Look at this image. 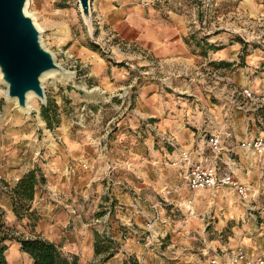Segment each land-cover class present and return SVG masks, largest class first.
Returning a JSON list of instances; mask_svg holds the SVG:
<instances>
[{
  "label": "rangeland",
  "instance_id": "1",
  "mask_svg": "<svg viewBox=\"0 0 264 264\" xmlns=\"http://www.w3.org/2000/svg\"><path fill=\"white\" fill-rule=\"evenodd\" d=\"M90 1V16L85 19L78 0H26L25 12L38 27L43 45L54 55L58 65L70 71L68 79L54 72L45 75L41 82L46 97L44 104L33 96L27 100L29 112L18 110L14 101L8 99L0 76V209L14 236L36 233L38 220L35 218L46 211L44 207L58 208L48 192V182L57 180L56 175L65 170V161H68V169L73 166L72 156L86 161L100 159L98 147L107 144L113 136L114 117L126 107V100L118 101L89 77L94 57L132 70L135 84L143 80V76H158L161 70L162 65L154 59L150 60V69L145 71L133 65L136 59L132 54L140 51L119 34L118 25L124 18L116 14L120 7L135 6L140 12L153 13L180 24L185 42L195 55V69H215L203 55L207 58L208 54L221 53L228 44L238 45L237 59L248 68L244 76L255 84L252 99L255 120L250 121L244 137L246 140L264 137V95L261 92L264 83L255 81L264 78V62L259 60L261 55L264 57V0ZM253 57L258 60L256 64L251 62ZM121 95L127 99L131 89L123 88ZM48 104L50 125L42 114V108ZM70 143L76 145L74 154L69 153ZM232 159L235 162L233 179L247 187L246 198L230 185L219 187L218 193L198 190L197 198L205 202L193 207V211L188 210L192 213L190 223L184 222L183 216L174 210L167 222L166 214L162 220L154 215L145 227L118 224L117 229H113L112 223H116L111 222L109 206L98 215L87 214L83 219L90 223L89 234L93 231L104 239L95 236L102 252L96 262L92 259L85 264H124L134 260L138 264H177L188 252L184 249L187 244L180 242L186 238L192 250H196L191 252L198 251L201 260L234 250L238 247L233 246L237 237L246 231L244 224L252 221L261 226L264 150L258 154L245 149L244 161L236 167L238 172H235L236 159L234 156ZM34 168L44 177L35 191L37 199L42 197V204L32 207L33 198L28 203L26 216L18 219L12 210L10 193L17 180ZM208 201H211L209 211L204 208ZM155 220L158 224H154ZM228 242L231 247H227ZM5 255L10 264L31 261L13 238L7 241Z\"/></svg>",
  "mask_w": 264,
  "mask_h": 264
},
{
  "label": "crops",
  "instance_id": "2",
  "mask_svg": "<svg viewBox=\"0 0 264 264\" xmlns=\"http://www.w3.org/2000/svg\"><path fill=\"white\" fill-rule=\"evenodd\" d=\"M135 8L120 7L116 12L124 15L119 34L140 51L132 54L134 66L145 71L154 59L162 65L161 70L158 76H143L135 84L132 70L94 57L89 77L118 101L126 100V107L114 117L113 136L98 147L100 159L72 156L73 166L68 169L65 161V170L56 175L57 180L48 182V192L58 208L45 206L35 226L36 234L76 256L78 264L96 262L100 255L94 252L95 234H89L87 228L90 223L83 218L90 213L98 215L107 206L111 222L116 223H112L113 229L118 224L145 227L155 216L162 220L164 214L167 222L174 210L184 222H192L188 210L205 201L187 187L186 165L178 162L179 153L187 151L191 161L204 160L210 166H223L234 156L238 172L236 167L242 165L245 155L239 144L246 141L249 123L255 120L254 101L241 93L245 87L254 91L255 84L244 76L248 68L237 59L238 45L228 44L221 53L208 54V59L203 55L215 69H195V55L185 42L181 25ZM259 60L264 62V57ZM251 62L258 60L253 57ZM258 80L264 83V78ZM127 87L131 95L126 99L121 91ZM261 92L264 95V88ZM214 135L221 139L217 153L208 143ZM75 148L70 143L69 153H76ZM211 192L218 193V189ZM41 204L42 197L37 199L35 194L32 207ZM204 208L211 210V201ZM243 229L246 231L233 246L244 244L250 252L264 249V225L249 221ZM180 242L187 244L184 249L188 252L177 264H208L212 256L201 260L198 251L191 252L196 250L187 238Z\"/></svg>",
  "mask_w": 264,
  "mask_h": 264
},
{
  "label": "water",
  "instance_id": "3",
  "mask_svg": "<svg viewBox=\"0 0 264 264\" xmlns=\"http://www.w3.org/2000/svg\"><path fill=\"white\" fill-rule=\"evenodd\" d=\"M78 3L82 15L88 19L91 1L78 0ZM25 8L26 0H0V76L8 99H14L20 109L26 107L29 92L45 103L40 78L61 67L43 45L40 31Z\"/></svg>",
  "mask_w": 264,
  "mask_h": 264
},
{
  "label": "built area",
  "instance_id": "4",
  "mask_svg": "<svg viewBox=\"0 0 264 264\" xmlns=\"http://www.w3.org/2000/svg\"><path fill=\"white\" fill-rule=\"evenodd\" d=\"M241 93L247 99H253L254 93L249 88L241 89ZM208 143L214 152H219L221 149V139L219 135H214L208 138ZM246 150H252L261 154L264 150V137L255 140H246L239 144ZM186 165L184 179L187 187L191 191L211 190L215 191L223 185L234 187L242 198L247 197V187L241 185L233 179V167L235 162L230 157L229 160L220 165H205L204 160L191 161L187 151L179 153V161ZM86 167L85 164H82ZM261 224L264 225V207L260 211ZM208 264H264V249L259 251H248L245 247L238 246L234 250L226 253L212 255Z\"/></svg>",
  "mask_w": 264,
  "mask_h": 264
},
{
  "label": "trees",
  "instance_id": "5",
  "mask_svg": "<svg viewBox=\"0 0 264 264\" xmlns=\"http://www.w3.org/2000/svg\"><path fill=\"white\" fill-rule=\"evenodd\" d=\"M42 114L47 124L50 125V107L49 104L42 108ZM38 173V175H37ZM44 177L38 168H34L26 172L15 183L11 190L12 210L18 219L26 216L29 209L28 203L34 198L36 186L39 182H43ZM38 218H35L37 221ZM96 239L104 236L95 234ZM15 239L20 244L22 252L26 253L31 260V264H78L77 257L67 255L61 247L54 242L42 237L39 234L31 236H14L8 226L4 212L0 209V264H10L5 255L7 250V241ZM95 254L102 252L100 242H94ZM124 264H138L134 261H126Z\"/></svg>",
  "mask_w": 264,
  "mask_h": 264
},
{
  "label": "bare ground",
  "instance_id": "6",
  "mask_svg": "<svg viewBox=\"0 0 264 264\" xmlns=\"http://www.w3.org/2000/svg\"><path fill=\"white\" fill-rule=\"evenodd\" d=\"M24 11H25V9H24ZM25 13H26V12H25ZM56 64H57V62H56ZM57 65H58V64H57ZM58 66H59V65H58ZM59 67H60V66H59ZM50 72H54V73L57 74V75H61V76L65 77L66 79H68L69 76H70V73H69V74H66L67 72H66L64 69H62V68L60 67L59 71H58V70H53V71H49V72L43 74L42 77L40 78V80L42 81V79L45 77V75L48 74V73H50ZM70 78H71V77H70ZM33 96H35V95H34L32 92H29V93L26 95V107L23 108V109H20V108H17V109L20 110V111L29 112V108H28V105H27V100H28L29 98L33 97ZM35 97H36V96H35ZM11 101H14V103L16 104V101H15L14 99H11Z\"/></svg>",
  "mask_w": 264,
  "mask_h": 264
}]
</instances>
